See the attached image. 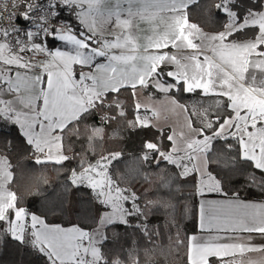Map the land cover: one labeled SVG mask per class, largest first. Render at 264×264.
I'll use <instances>...</instances> for the list:
<instances>
[{
	"label": "snow or ice",
	"instance_id": "6c2138e0",
	"mask_svg": "<svg viewBox=\"0 0 264 264\" xmlns=\"http://www.w3.org/2000/svg\"><path fill=\"white\" fill-rule=\"evenodd\" d=\"M126 2L0 0V126L11 128L10 137L0 133V256L10 251L9 264H123L103 250L120 237L108 229L151 242L162 232L150 219L164 211L187 264H264V202L241 196L252 188L264 195V0ZM194 5L203 26L190 22ZM134 20L150 25L143 43ZM126 92L130 102L120 99ZM146 92L165 95L182 117L175 126L153 123L159 113L140 101ZM173 93L196 99L181 103ZM113 124L143 133L135 168L114 170L124 152L104 147ZM24 152L35 165L76 162L61 194L42 192L39 180L28 192L44 199L40 214L11 190V160ZM137 183L148 187L137 192ZM187 183L199 198L200 232L181 236L189 209L176 193ZM81 189L71 208L69 191ZM69 210L76 224L48 222L49 213ZM135 253L128 250L129 264H141Z\"/></svg>",
	"mask_w": 264,
	"mask_h": 264
},
{
	"label": "trees",
	"instance_id": "16d2710c",
	"mask_svg": "<svg viewBox=\"0 0 264 264\" xmlns=\"http://www.w3.org/2000/svg\"><path fill=\"white\" fill-rule=\"evenodd\" d=\"M203 2V0H201ZM190 21L200 24L203 26V17L198 11L197 6H191L189 8ZM208 30L207 28L205 29ZM56 46H59L57 44ZM100 59V58H98ZM78 74V72H77ZM147 93V92H146ZM159 95L160 93H154ZM181 103H187L191 105L196 97L190 94L173 93ZM130 95V92L122 93L120 96L121 100L127 101L126 98ZM131 118V117H130ZM99 123L98 119L95 121ZM115 124L112 128L108 129V143L104 145L109 150H121L123 149L124 156L118 164L113 165L114 170L119 169L125 171V165H129L130 168H135L136 165L133 162V155L137 152L140 140L143 137V133L134 134L131 131L123 130L121 132L115 131ZM0 133L6 136H11V128L7 125L0 126ZM81 145L77 143L75 145L76 151H80ZM107 154V153H105ZM24 157L25 159H21ZM34 159V158H31ZM29 159V153L24 152L19 156H14L11 160L15 168V183L12 185L11 190L16 191L18 195L24 196L25 205L32 211H36L37 214L43 213L45 211V201L43 198H33L28 195V192H35L37 190V181L39 180L40 190L44 193H51L52 197L63 192V183L66 179L64 176V171L67 168L75 167V163L66 164L64 169L54 167L52 164L48 165H35ZM20 161L18 164L17 162ZM165 165L161 164V168ZM150 172L159 171V169H149ZM239 186V183L236 184ZM147 184H136L137 192H140L147 188ZM155 189H153L154 191ZM192 186L187 183L183 187V194L177 192L176 195L179 197L178 205H186L189 209L188 213L180 220L181 236H190L198 232V197L191 195ZM84 194V190L81 189L79 192L69 191L68 193V203L71 208L78 207L77 197ZM241 196H246L251 200H264V195H261L259 189L252 188L251 191H242ZM181 208L178 207L176 211L177 218L179 219V212ZM78 220L77 213L69 210L66 214L60 215L59 212L53 214H48L49 223H60L62 226H72L76 224ZM166 213L164 211L156 212L152 215L150 219V225L155 227L160 225L161 236L156 237L154 241H149L146 237H143L139 233H133L132 229L127 230V235H125L124 229L114 230L112 228L108 229V235L114 236L118 231L120 237L118 242H113L109 240L104 245V251L107 252L112 249L111 258H117L123 261V264H129L128 250L130 248L135 249L136 253L133 255V259H139L141 264H187L185 250L180 248L179 250L175 247V234L176 229L173 228L171 232L168 231L166 225ZM91 224V221H87ZM151 250V251H148ZM14 258L13 254L8 251L0 256V260L4 264H9V262ZM28 259L33 260L34 264H43L42 261H37L35 257H29Z\"/></svg>",
	"mask_w": 264,
	"mask_h": 264
},
{
	"label": "crops",
	"instance_id": "0c3cea01",
	"mask_svg": "<svg viewBox=\"0 0 264 264\" xmlns=\"http://www.w3.org/2000/svg\"><path fill=\"white\" fill-rule=\"evenodd\" d=\"M114 5H115V0H107V6L108 7H113ZM128 7H129V5L127 4L126 0H121L120 8L121 9H127ZM120 15H121V19H127L128 18L127 13L124 11H122ZM190 22H192V21H190ZM134 25H135V27L132 29V34L133 35H139L142 38L140 42L143 43L144 42L143 37L152 34L150 31V25L147 22L135 21V20H134ZM160 27L162 28L163 25H161ZM167 51L170 54H175L177 50L169 47L167 49ZM79 71H80V69L76 70V72H78V73H79ZM252 71L256 72L257 79H259L260 75H261L259 70L250 69V72H252ZM248 76H249V74L246 73V78ZM166 99L167 98L162 93H160L159 95L153 94L151 99H149L148 93H144L140 96L141 102L147 104L149 106V108H152L154 105L155 110L158 111V113H159L158 116L153 117V123L156 124L158 127L170 129L173 126H175L177 121L179 119H181L182 117L180 115H178L176 112L172 111L171 106L168 105L167 103H165ZM141 114L143 115V112ZM148 114L151 115V112H149ZM211 198H219V197L213 196ZM198 200H199V198H198ZM253 201L264 202V200H253ZM63 227H70V226H63ZM199 232H200V230L198 227V232L193 234V235H198Z\"/></svg>",
	"mask_w": 264,
	"mask_h": 264
},
{
	"label": "rangeland",
	"instance_id": "374dc122",
	"mask_svg": "<svg viewBox=\"0 0 264 264\" xmlns=\"http://www.w3.org/2000/svg\"><path fill=\"white\" fill-rule=\"evenodd\" d=\"M79 68H78V66H77V68H76V70H78Z\"/></svg>",
	"mask_w": 264,
	"mask_h": 264
},
{
	"label": "built area",
	"instance_id": "2783aa9c",
	"mask_svg": "<svg viewBox=\"0 0 264 264\" xmlns=\"http://www.w3.org/2000/svg\"><path fill=\"white\" fill-rule=\"evenodd\" d=\"M21 11H22V9H21Z\"/></svg>",
	"mask_w": 264,
	"mask_h": 264
}]
</instances>
